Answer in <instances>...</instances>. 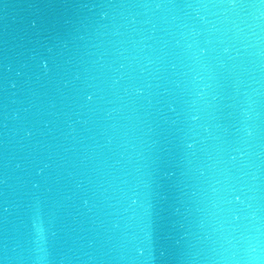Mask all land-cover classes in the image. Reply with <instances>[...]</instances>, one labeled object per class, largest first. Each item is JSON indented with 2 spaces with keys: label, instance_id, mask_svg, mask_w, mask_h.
I'll list each match as a JSON object with an SVG mask.
<instances>
[{
  "label": "water",
  "instance_id": "1",
  "mask_svg": "<svg viewBox=\"0 0 264 264\" xmlns=\"http://www.w3.org/2000/svg\"><path fill=\"white\" fill-rule=\"evenodd\" d=\"M0 264H264L237 0H0Z\"/></svg>",
  "mask_w": 264,
  "mask_h": 264
}]
</instances>
